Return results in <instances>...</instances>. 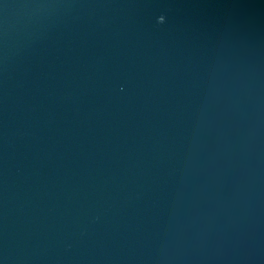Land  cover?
<instances>
[{
  "label": "water",
  "instance_id": "water-1",
  "mask_svg": "<svg viewBox=\"0 0 264 264\" xmlns=\"http://www.w3.org/2000/svg\"><path fill=\"white\" fill-rule=\"evenodd\" d=\"M0 264H264V0H0Z\"/></svg>",
  "mask_w": 264,
  "mask_h": 264
}]
</instances>
